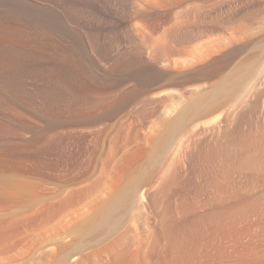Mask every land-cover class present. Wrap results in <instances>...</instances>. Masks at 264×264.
Here are the masks:
<instances>
[{"label":"bare ground","instance_id":"1","mask_svg":"<svg viewBox=\"0 0 264 264\" xmlns=\"http://www.w3.org/2000/svg\"><path fill=\"white\" fill-rule=\"evenodd\" d=\"M258 54L264 0H0V173H114L47 212L94 196L79 231L109 237L171 138L232 127L264 94L260 74L247 81ZM219 203L141 240L127 228L86 253L61 243L36 264H264V209Z\"/></svg>","mask_w":264,"mask_h":264},{"label":"rangeland","instance_id":"2","mask_svg":"<svg viewBox=\"0 0 264 264\" xmlns=\"http://www.w3.org/2000/svg\"><path fill=\"white\" fill-rule=\"evenodd\" d=\"M258 55L255 58L258 62L253 60L256 68L251 70L252 76L249 75L250 79L247 78L248 83L259 77L264 78V54L260 57ZM248 100L252 108L246 112L237 110L232 127L190 123L191 126L188 124L184 127L187 128L186 131L180 130L163 146L169 149L163 148L170 153L168 157L165 155L167 158L163 159L161 149L162 152L159 150V153H155L158 156H154V159L162 154L163 156L160 157L165 161L162 163L160 157L161 162L158 159L153 160L155 165L159 161L153 172L157 171L159 165L163 164V168L155 173L156 177H152L153 182L149 178L143 181L146 182L145 185L142 183L143 189L148 188L149 192L143 198L140 191L141 195H138L134 207L127 214L128 217L124 218L126 221L124 219L122 221L124 224L120 223L119 229L111 231L113 234L110 233L109 237L105 235L110 231L105 235L101 233L94 236L84 232L81 236L82 231H79L80 222L90 215L81 208L84 210L86 208L88 211V207L95 200L94 196L83 199L82 204L80 202L70 205L69 208L59 210L53 215L48 216L47 212L49 207L59 204L73 192L100 187L99 184L103 185L101 183L103 179L110 185L114 173H53L55 170L49 168L43 169L41 173H0V235H4L0 239V264H36L42 253L56 248L61 243V245L74 244L71 246L73 251L78 246L77 241L82 242L81 252L85 249L84 245H87L85 251L88 252L94 247L97 248L99 243L100 246L102 245L103 242H99L102 241V235H104L103 239L108 237L105 240L110 241L112 237L127 228L132 229L131 232L136 238L140 237L137 240H141L152 234L154 236L162 221L183 222L192 215V212L193 214L198 210L203 212L206 208L209 210V207L211 209L218 206V201L221 204L223 202L222 206L226 207L230 203V207L236 204L242 209L256 207L262 211L264 209V107L260 109V106H264V94L251 93ZM160 112L153 120L164 117L161 116L164 113ZM171 141H174L171 143L173 145L169 143ZM145 174L147 173H141L142 176ZM106 177L110 179L109 182ZM148 180L150 185L147 184ZM239 198L244 199V203ZM82 211L86 215L83 216ZM79 215L83 216L81 220L76 217ZM127 218L131 219L130 222ZM77 232L80 237H86V241L91 236V244L90 242L84 244L85 239H79ZM97 237L98 244H96ZM74 251L77 252L76 249ZM69 259L64 264H69L73 258Z\"/></svg>","mask_w":264,"mask_h":264}]
</instances>
